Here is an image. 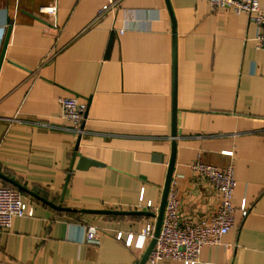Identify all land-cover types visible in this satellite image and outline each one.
Instances as JSON below:
<instances>
[{
  "label": "crops",
  "instance_id": "obj_1",
  "mask_svg": "<svg viewBox=\"0 0 264 264\" xmlns=\"http://www.w3.org/2000/svg\"><path fill=\"white\" fill-rule=\"evenodd\" d=\"M107 1L0 0V53L9 32L0 64V185L33 208L0 235V264H140L146 249L125 241L155 217L77 211L158 213L173 142L167 3L180 213L207 220L218 204L194 178L196 160L233 164V206L245 201L248 210L244 218L236 212L235 228L221 245L204 247L197 264H264V51L254 50L256 27L198 0H115L97 18ZM48 5L55 16L40 12ZM62 97L87 105L77 153L97 164L77 170L76 156L61 200L77 140L60 117ZM88 227L98 245L85 242Z\"/></svg>",
  "mask_w": 264,
  "mask_h": 264
},
{
  "label": "built area",
  "instance_id": "obj_2",
  "mask_svg": "<svg viewBox=\"0 0 264 264\" xmlns=\"http://www.w3.org/2000/svg\"><path fill=\"white\" fill-rule=\"evenodd\" d=\"M206 1L212 10L228 9L236 15H245L256 27V34L252 39L255 51H264V9L258 0H198ZM115 5V0H108L99 12V18L105 11ZM40 12L48 17L56 14V7L48 5L41 7ZM124 30H120L122 34ZM49 57L45 58V61ZM60 117L71 126V132L76 137L82 134V124L87 105L77 97H62L58 99ZM46 126L45 124H41ZM232 156V152H225ZM194 178L210 188L218 196V204L214 214L209 219L192 220L183 218L180 213V202L171 181L168 192L163 220L158 238L147 258L149 264H157L160 260L179 261L182 264H197L199 255L204 247L222 244L223 237L235 228L236 212L244 218L248 214L246 203L243 201L236 209L232 198L237 182L234 178V166L228 165L223 169L194 161L189 166ZM150 203L147 207H150ZM33 208L28 201L22 199L21 194L14 189L0 185V235L10 230L14 218L31 217ZM155 222H149L140 230L136 239L133 235L125 241L130 246L145 250L154 236ZM122 238L119 232L117 240ZM99 236L93 227H88L85 233L87 244L98 245Z\"/></svg>",
  "mask_w": 264,
  "mask_h": 264
},
{
  "label": "water",
  "instance_id": "obj_3",
  "mask_svg": "<svg viewBox=\"0 0 264 264\" xmlns=\"http://www.w3.org/2000/svg\"><path fill=\"white\" fill-rule=\"evenodd\" d=\"M167 8H168V11L170 13L172 24H173L172 29H173V46H174V48H173L174 49L173 50V107H172V131H171V136H172L173 142H172V146H171V156H170V161H169V165H168L166 179H165V183H164V187H163V191H162V196H161V201H160L158 213L155 216L154 214L143 213V212L142 213H126V212H116V211H114V212H112V211H88V210H79V211H77V212H80V213H92V214H114V215L137 214V215H145V216L155 217L154 236L151 239V241L149 242V244H148V246H147V248H146V250L144 252V255H143V257H142V259L140 261V264H145L146 263L147 258H148L149 254H150V252H151V250H152V248H153V246H154V244L156 242V239L159 236L160 229H161V224H162V220H163V215H164V210H165V205H166V200H167L168 192H169L171 181H172L174 163H175V153H176L175 140H174L175 137H176V118H175V114H176L175 113L176 112V108H175V62H176V54H175V24H174L173 16H172V13H171V10H170V7H169L168 3H167ZM8 37H9V32L6 35V38H5L1 53H0V64L3 61V58H4V53H5V48H6V45H7ZM86 111H87V109H86ZM85 117H86V112L84 114V118ZM79 141H80V137H77L76 145H75L74 152H73V155H72L71 164H70V167H69V173H68V176H67L65 184H64V189H63L61 200L63 199L65 190L67 188V184H68V180H69V174L72 171L73 164H74L76 156L79 157L78 163L76 165V169L77 170H85L89 166L97 164L94 161L85 159V158L81 157L80 155H78L77 149H78V146H79ZM6 181L11 183L17 189H19L21 191H24L26 193H29L33 197L38 198L41 201H43V202H45V203L50 205V203H48L47 201H44L43 199L37 197L33 193H30L27 189L23 188L19 184L14 183L13 181H11L9 179H6Z\"/></svg>",
  "mask_w": 264,
  "mask_h": 264
}]
</instances>
